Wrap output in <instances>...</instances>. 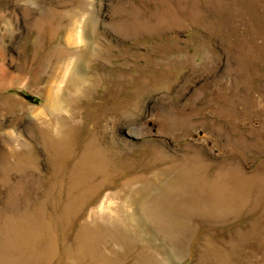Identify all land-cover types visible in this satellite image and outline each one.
Instances as JSON below:
<instances>
[{
  "label": "rangeland",
  "instance_id": "obj_1",
  "mask_svg": "<svg viewBox=\"0 0 264 264\" xmlns=\"http://www.w3.org/2000/svg\"><path fill=\"white\" fill-rule=\"evenodd\" d=\"M0 264H264V0H0Z\"/></svg>",
  "mask_w": 264,
  "mask_h": 264
},
{
  "label": "bare ground",
  "instance_id": "obj_2",
  "mask_svg": "<svg viewBox=\"0 0 264 264\" xmlns=\"http://www.w3.org/2000/svg\"><path fill=\"white\" fill-rule=\"evenodd\" d=\"M215 184V183H214ZM217 185V184H216ZM199 187V186H198ZM211 187V186H210ZM211 189V188H210ZM217 189V188H216ZM211 194V193H210ZM218 195V194H217ZM212 198V197H211ZM217 198V197H216ZM214 199V198H213ZM221 199V198H220ZM220 199L218 201H220ZM208 201V200H207ZM216 201V202H218ZM212 202V201H211ZM222 202V201H221ZM221 202L219 204H221ZM209 203H210V200H209ZM223 203V202H222ZM211 204V203H210Z\"/></svg>",
  "mask_w": 264,
  "mask_h": 264
}]
</instances>
